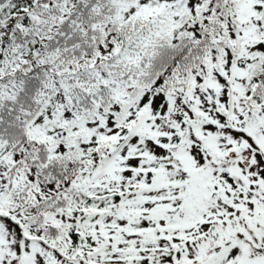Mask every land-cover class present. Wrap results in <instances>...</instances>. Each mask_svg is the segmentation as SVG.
I'll return each mask as SVG.
<instances>
[{
	"label": "snow or ice",
	"instance_id": "6c2138e0",
	"mask_svg": "<svg viewBox=\"0 0 264 264\" xmlns=\"http://www.w3.org/2000/svg\"><path fill=\"white\" fill-rule=\"evenodd\" d=\"M0 264H264V0H0Z\"/></svg>",
	"mask_w": 264,
	"mask_h": 264
}]
</instances>
